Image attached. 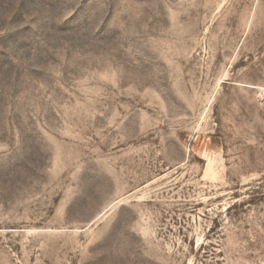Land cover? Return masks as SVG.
Returning a JSON list of instances; mask_svg holds the SVG:
<instances>
[{
    "label": "rangeland",
    "instance_id": "1",
    "mask_svg": "<svg viewBox=\"0 0 264 264\" xmlns=\"http://www.w3.org/2000/svg\"><path fill=\"white\" fill-rule=\"evenodd\" d=\"M0 264H264V0H0Z\"/></svg>",
    "mask_w": 264,
    "mask_h": 264
}]
</instances>
